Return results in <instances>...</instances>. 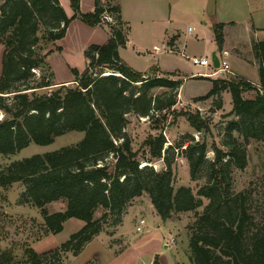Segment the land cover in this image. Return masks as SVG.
Listing matches in <instances>:
<instances>
[{
    "label": "trees",
    "instance_id": "16d2710c",
    "mask_svg": "<svg viewBox=\"0 0 264 264\" xmlns=\"http://www.w3.org/2000/svg\"><path fill=\"white\" fill-rule=\"evenodd\" d=\"M69 1L72 17L59 0H0V45L4 47L0 74V156L14 155L31 143L50 145L68 132L84 133L76 145L36 154L0 170V187L8 189L22 183L25 190L19 204L36 207L48 233L59 234L70 219L84 222L79 231L57 248L43 253L26 249L25 264H54L50 259L59 260L64 252L78 256L103 232L109 219L114 220V225L121 224L127 206L144 193L164 221L194 212L195 220L188 226L191 264H264V222H257L252 213L250 193L232 190L233 170H244L248 162L246 146L251 141H264V41L252 47L259 62V85L236 75L205 78L212 88L196 101L228 92L234 118L226 127L227 150L215 148L212 161L205 159V142L192 139L184 144L182 153L193 178L207 166V184L194 194L186 186L174 188L170 148H164L166 139L162 134L146 139L147 153L141 156L126 133L128 115L149 118L159 124L175 112L176 94L183 81L168 76L176 77L179 73L162 72L158 66L150 72H137L121 58L119 48L126 47L129 26L125 32L117 0H95V9L90 13L81 11L80 0ZM105 13L114 24L104 21ZM74 19L91 27L106 25L110 36L105 43L87 49V67L83 72L71 69L75 86H56L47 62L53 50L43 52L50 43L65 37ZM224 28V23L212 24L217 52L223 50ZM43 69L50 74L37 79L36 71ZM151 72L155 75L150 76ZM156 88H166L168 99L152 94ZM41 89L48 91L39 94ZM250 91L255 93L254 97H244ZM156 113L161 120H153ZM185 114L196 131L210 130L209 117L199 112ZM234 131L242 135L243 145L234 137ZM161 159L166 165L164 169L140 167L141 160ZM202 199L208 204L200 212ZM59 201L65 203V210L49 212L48 205ZM0 264H14L13 254L0 252ZM153 264H159L158 257Z\"/></svg>",
    "mask_w": 264,
    "mask_h": 264
},
{
    "label": "rangeland",
    "instance_id": "374dc122",
    "mask_svg": "<svg viewBox=\"0 0 264 264\" xmlns=\"http://www.w3.org/2000/svg\"><path fill=\"white\" fill-rule=\"evenodd\" d=\"M153 1L152 5L156 9V13H159V16H163L162 19L160 17L156 20L137 19L129 24L123 20L125 32L128 31L126 29L129 26L128 35L132 41L131 46L144 48H139V50H149V52L143 51L140 54L135 49L129 47L122 51L124 61L129 67L142 73L150 72L155 66L159 67L158 64H153V61L157 60L158 56L153 51L154 43L152 42L156 41L160 46L158 42L164 37L165 31L180 34L182 42L189 41L188 49L190 51L198 53L202 50L203 53L207 54V58H210L211 50L216 46L209 39V34L213 32L210 30V24L212 25L218 21L215 19L217 18L216 14L218 16L219 14L228 16L226 18L234 16L239 23L245 24L251 21V16L257 21V17L261 16L264 9L262 0H251L252 13H249V0H171L173 1L171 2L173 12L169 20L168 3L170 0ZM61 2L67 15L72 17L73 10L69 0H61ZM140 2L141 0H117V3L124 12L129 10L133 14L136 13L133 7L137 8L136 6L140 5ZM140 6H143V4ZM153 6L151 11H154ZM146 9L149 8L142 7L140 9L141 13H145ZM245 18H248V21ZM96 27L99 28H91V26L80 19H74L71 21L65 37L55 43H50L46 47L47 49L43 53L53 49L56 50L57 48H61V51L63 49V52H57L56 50L57 53L49 58L50 62L47 59L50 69L54 74V81L64 80L70 76V71L67 67L78 68L81 72L86 69L87 60L85 52L87 49L93 44L100 45L105 43V35L102 30L108 32L110 36V28L108 26ZM202 29H205L207 32H203ZM41 37L42 34H39V38ZM243 40L248 41L249 35L244 37ZM261 40H264V36ZM40 43L43 47L45 46L44 41ZM3 51L4 47L0 45V74ZM173 52L172 54L161 55L159 57V64L163 67V70L174 72L178 69L176 71L179 73V76L168 77L172 79H177L178 77L183 81L182 87L178 89L176 94L177 104L173 108L175 112L169 113L167 118L159 124L149 120V118L133 114L128 115L126 133L132 141L133 149L138 151L141 156L147 153V147L145 146L146 139L150 135L162 134L166 139L164 148H170L174 188L178 189L181 186H186L191 188L193 193L196 194L200 187L207 184V166L204 165L196 177L193 178L189 162L182 153L185 148L184 144H187V141H192V139L194 142H205L207 144L206 161L214 159L215 148L226 151L225 142L228 139L226 127L228 122L234 118L232 114L233 104L231 94L228 92H223L219 96H214L207 100L196 101L197 98L205 96L209 92L210 81L205 79L207 77L201 74L194 77L188 76L198 71L212 72V69H202L203 67L199 69L194 66L191 60L192 55H190L188 50L186 52L183 51L185 52L183 54L181 53L182 51L178 50H174ZM240 54L245 61H249V66L245 73L246 76L252 79L259 78V62L255 58L253 49L249 45H246ZM226 60L230 65V59L227 57ZM48 74H50V71L43 69L36 71L35 76L39 79L42 75ZM148 74L150 76L155 75L152 72ZM157 74L161 75V73ZM226 77L231 78L233 74L226 73ZM215 78L217 77L215 76L210 79ZM47 91L46 89H41L38 93L41 94ZM167 91L166 88H156L151 93L159 95L163 99H168ZM254 95L255 93L250 91L245 93L244 97L253 98ZM219 104L221 105L220 107L218 106ZM185 112H191L192 114L199 112L201 116L209 117L210 130L208 132L196 131L188 122ZM156 119H159L157 113L153 120ZM161 119L162 117L159 120ZM233 135L239 143L244 144L240 133L234 131ZM83 138V132L72 131L57 137L50 145L42 146L31 143L28 147L14 155L0 156V170L12 162L20 161L36 154L54 152L64 147L76 145ZM246 149L248 155L246 168L244 170L237 168L233 170L232 190L234 193H250L252 213L256 221L262 223L264 222V141H251L246 146ZM108 161H112L111 156ZM146 165L154 167L155 170H161L166 167L163 159L151 162L140 161V167ZM24 190L25 186L22 183H16L8 189L0 187V252H11L14 257V264H25L27 259L25 254L26 249L33 248L37 253H43L57 248L66 242L73 233L79 231L84 226V222L81 220L70 219L65 223L64 230L59 234L52 235L48 233L40 211L30 204H19L20 195ZM202 200L203 205L198 209L200 212L208 204L206 199ZM135 206L140 211L133 214L131 210ZM47 209L51 213L64 211L65 203L61 201L53 202L48 205ZM126 214L128 215L124 222ZM155 215L152 201L149 195L144 193L127 206L121 224L114 225V220L109 219L104 225L103 232L98 235L99 237L96 238V236V239H93L94 241L92 240L88 243L78 256H74L72 252H64L59 256V260L50 259V262L54 264H86L88 262H92L93 264H153L157 256L154 255L155 257H152L151 255L155 248L152 240H159L165 237L170 242L174 238V241L171 242L169 249L161 246L163 258L160 260L162 264H191L188 250V226L193 224L195 220L194 212L174 216L171 219V223L174 224L173 228L170 227L171 234L170 232L167 234L162 225L155 223ZM139 217L144 218L147 222L144 231L141 233L136 231ZM149 234L153 235L151 239H147ZM146 248L148 249L146 250Z\"/></svg>",
    "mask_w": 264,
    "mask_h": 264
},
{
    "label": "crops",
    "instance_id": "0c3cea01",
    "mask_svg": "<svg viewBox=\"0 0 264 264\" xmlns=\"http://www.w3.org/2000/svg\"><path fill=\"white\" fill-rule=\"evenodd\" d=\"M59 1H60L61 5H62L61 0H59ZM262 1H263L262 6L264 8V0H262ZM153 2H154L153 0H141L140 5L143 4V6L137 5L136 6L137 8H135V6L133 7V10L136 11L135 14H133L132 12H129V10L124 12V10L121 9L122 19L125 22H127L128 24L131 23L134 20H137V19H140V20H144V19L156 20L159 17H160V19H162L163 16H159V13H156V9L152 5ZM171 2H173V1L170 0L169 3H168V5H169L168 6V10H169V17L168 18H169V20L171 19V13L173 12L172 11L173 7H172ZM250 3H252L251 0H249L248 8H249V13H252V5H250ZM152 6L154 7V11H151L152 10ZM142 7H144V8L147 7L150 10L146 9L145 13H141L140 9ZM80 8H81V11L83 13L93 11L95 9V0H80ZM163 11H164V9H163ZM262 12L263 13L261 14V16L257 17V21H256V19L254 17L251 16V18H250L251 21L248 22V23L246 22L245 24H241V22L239 23L238 20L234 16L232 18H230V17L226 18L228 16H224L223 14H219V16H218V14H216L217 18H215V19L218 20L217 22L225 24V28H224L225 42H224V45H223V50L221 52H217V46H215L214 49L211 50V56H212V54L214 52H216V54H221L223 52H227V54H228L227 57H228V59H230L229 61H230L231 69L233 71V75L243 77V78L251 81L255 85H258L259 78L252 79V78H249V77L246 76L245 73L247 72L246 70L248 69V66H249L248 62L249 61L247 59H246L247 61H245L241 57L240 52H242V49L246 45H249L252 48L254 43L260 42V41H264V40H261V39H263V36H264V9H263ZM216 13H218V11H216ZM250 15H252V14H250ZM247 19L248 18H245L246 21H248ZM205 25H207V24H205ZM91 28H99V27H91ZM202 30H203V32L206 31L205 29H202ZM210 30L212 31V25L211 24H210ZM242 30H244V31H242ZM102 31L104 32V35H105L104 39H105V42H106L108 40V38H109V33L104 31V30H102ZM179 35L180 34H177V33L175 34L173 32L171 33V32L165 31L164 32V37L161 38L160 41L158 42V43H160V46L157 44L156 41L152 42V43H154L153 44V51H155V54L158 56L157 60L153 61V64H158L159 68H160V70L162 72H171V70H163V67L160 66V64H159V57L161 55L172 54V53H174L173 52L174 50L182 51L181 52L182 54L185 53L188 50L190 55H192V57L207 58V54L203 53L202 50L200 52H198V53L190 51L188 49L189 41L182 42V37H180ZM247 35H249V40L248 41L243 40L244 37H246ZM174 37H175V39H174ZM209 39H210L211 42L215 43L213 32H211L209 34ZM131 44H132V41H131V39H130V37L128 35V42L126 44V47L125 48H119V54H120V56H121V58L123 60H125V59L122 56V51L125 50V49H128L129 47H131L132 49H135V51L137 53H140V54L143 53V51L149 52V50H147V49L146 50H139V48H141V49H144V48L139 47V46H137L138 48H136L135 46H131ZM183 51H185V52H183ZM57 52H59V51H57ZM57 52H56L55 49H53V52L47 57L48 62H50L49 58L52 55H54L55 53H57ZM61 52H63V49H62ZM194 66H196L199 69L201 68L200 66H197V65H194ZM67 68L70 71V76H68L64 80H55V81H53L54 84H56V86H59V85H74V76L71 73V69L72 68L71 67H67ZM253 68H254V66H253ZM76 69H78V68H76ZM202 69H205V68H202ZM176 70H178V69H176ZM201 73H206V72L198 71L196 73L191 74V76H188V77H194L195 75L200 76ZM209 84H210V89H211L212 88V83L209 82ZM131 211L134 214V213H136V212H138L140 210H138V208L135 206V207L132 208ZM155 214H156L155 215V217H156L155 218L156 219L155 223L162 225L163 228H164V231L167 234H169L170 227H172V228L174 227V224L171 223L172 221L171 220H166V221L162 220L157 215L156 211H155ZM127 215L128 214H126L124 216V222L126 221L125 219L127 218ZM147 233H149V231H147ZM170 234H171V232H170ZM98 237L99 236H97L96 238H98ZM151 237H153V235L149 234V237L147 239H151ZM140 240L142 241V239H140ZM152 241H153V244H154L155 248L152 251L151 255H152V257L154 255L157 256L159 258V260H160V259L163 258V251H161V246H164L165 249H169L171 247V242L172 241L170 242L169 239H165V237H163L162 239H159V240H152ZM149 246H150V244H149ZM148 248H146V250ZM151 260H152V258H151ZM159 263L162 264L161 260H160Z\"/></svg>",
    "mask_w": 264,
    "mask_h": 264
},
{
    "label": "built area",
    "instance_id": "2783aa9c",
    "mask_svg": "<svg viewBox=\"0 0 264 264\" xmlns=\"http://www.w3.org/2000/svg\"><path fill=\"white\" fill-rule=\"evenodd\" d=\"M104 21L110 22L113 24V19L110 15H108L107 13L104 14L103 16ZM228 54L227 52H223L221 54H217V57L219 59V67L215 68L213 65V61H212V57L210 58H198V57H191L192 63L194 65L203 67V68H211L212 72H208V73H201L204 77H210V78H214L219 77L220 75H222L223 73H230L233 74V71L231 72L230 69V65L228 64L226 58H227ZM147 222L144 218H140L137 225H136V231L138 233H141L144 231V228L146 226ZM172 241H174V239H172Z\"/></svg>",
    "mask_w": 264,
    "mask_h": 264
},
{
    "label": "water",
    "instance_id": "95a60500",
    "mask_svg": "<svg viewBox=\"0 0 264 264\" xmlns=\"http://www.w3.org/2000/svg\"><path fill=\"white\" fill-rule=\"evenodd\" d=\"M212 61H213V65H214V67L215 68H218L219 67V59H218V57H217V54H216V52H214L213 54H212ZM223 76L224 75H226V74H222Z\"/></svg>",
    "mask_w": 264,
    "mask_h": 264
}]
</instances>
